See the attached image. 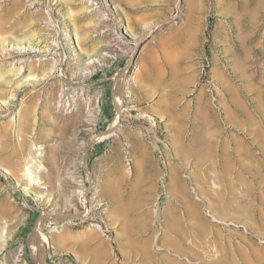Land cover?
<instances>
[{
    "label": "rangeland",
    "instance_id": "obj_1",
    "mask_svg": "<svg viewBox=\"0 0 264 264\" xmlns=\"http://www.w3.org/2000/svg\"><path fill=\"white\" fill-rule=\"evenodd\" d=\"M95 2L0 0V264H264V0Z\"/></svg>",
    "mask_w": 264,
    "mask_h": 264
},
{
    "label": "bare ground",
    "instance_id": "obj_2",
    "mask_svg": "<svg viewBox=\"0 0 264 264\" xmlns=\"http://www.w3.org/2000/svg\"><path fill=\"white\" fill-rule=\"evenodd\" d=\"M87 3H90V0H86V3H84V5L86 6V8H88L87 7ZM114 8V7H113ZM102 17H104V20H107L106 19V17H105V15H102ZM122 29H123V31H125V32H127V31H130L131 32V28L129 27V25L127 26V25H123L122 27H121ZM156 29L154 28V29H152L150 32L151 33H153L154 31H155ZM131 34V33H130ZM151 35V34H150ZM152 36V35H151ZM171 36V35H170ZM169 36V37H170ZM172 39V38H171ZM166 40V39H165ZM161 42H163V41H161ZM168 43H170L169 42V40L167 39L165 42H163V43H161L160 45H161V50H163V48H165V49H167L168 47H169V44ZM136 46H139V42L138 43H136ZM167 47V48H166ZM137 48V47H136ZM179 48V47H178ZM182 48V47H181ZM31 49L28 47V49H26V47H23V48H21L20 49V51H24V52H29ZM50 50V49H49ZM135 47L133 48V50H132V53H131V55L129 56V58L131 59V58H133V56H134V54L135 53H133V52H135ZM166 51V50H165ZM31 52V51H30ZM143 52V51H142ZM163 52H164V50H163ZM164 53H166V52H164ZM183 53V52H182ZM166 56H165V58L166 59H168V60H170L171 59V56H172V54H171V51L169 52V50L167 51V53L165 54ZM62 59H63V57H61ZM97 62V61H96ZM142 64V63H141ZM155 64V63H154ZM130 65V64H129ZM144 66V65H143ZM129 67V66H128ZM153 67V66H152ZM141 68H142V66H141ZM155 68H157V67H155ZM143 69V68H142ZM153 70H154V68H153ZM156 70V69H155ZM158 70V69H157ZM143 72H145V74L148 72V70H145V67H144V69H143ZM142 73V72H141ZM122 79H125V72H123L122 74ZM135 75V74H134ZM137 75V74H136ZM136 75L134 76V77H136ZM60 77L63 79V81L64 80H66V77H65V75H64V73L60 70ZM134 77H133V79H134ZM138 78V77H137ZM136 79V78H135ZM65 82H67L68 83V81H65ZM122 110V109H121ZM119 112V111H118ZM115 123H114V128L113 129H115L116 127H115ZM30 172L31 171H29V169H26V175H27V177H28V179H29V184L31 185H34V184H36V185H39V183H36V182H38V180H36L35 181V179H33V177H32V175L30 174ZM27 187H28V185H27ZM27 187H25V186H23V189L22 190H28V188ZM105 188H106V186H105ZM41 233V232H40ZM42 235V234H41ZM41 239V238H40ZM48 239H49V237H47V236H45L44 234L42 235V239H41V243L42 244H44V243H47V241H48ZM0 240H4L5 241V239H4V237H3V233H0ZM36 242V241H35ZM37 244V243H36ZM49 244V243H48ZM43 246V245H42ZM35 247L37 248V246L35 245ZM35 247H33L34 249H35ZM41 247V246H40ZM38 251V250H37Z\"/></svg>",
    "mask_w": 264,
    "mask_h": 264
},
{
    "label": "built area",
    "instance_id": "obj_3",
    "mask_svg": "<svg viewBox=\"0 0 264 264\" xmlns=\"http://www.w3.org/2000/svg\"><path fill=\"white\" fill-rule=\"evenodd\" d=\"M88 4L90 6H98L95 0H90V3ZM81 99V91H78V89L76 91H73L69 83L63 82L57 94L56 107L59 111L68 115L74 112L76 104Z\"/></svg>",
    "mask_w": 264,
    "mask_h": 264
}]
</instances>
